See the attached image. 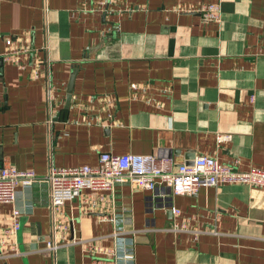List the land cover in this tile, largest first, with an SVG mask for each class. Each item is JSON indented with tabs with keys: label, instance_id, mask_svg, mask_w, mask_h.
<instances>
[{
	"label": "crops",
	"instance_id": "0c3cea01",
	"mask_svg": "<svg viewBox=\"0 0 264 264\" xmlns=\"http://www.w3.org/2000/svg\"><path fill=\"white\" fill-rule=\"evenodd\" d=\"M206 2L219 22L201 19ZM0 151L39 176L100 151L264 169V0H0ZM17 189L0 229L15 204L18 248L0 246V264H106L82 245L115 246L114 233L131 247L118 264H264L259 186L83 189L57 209L55 252L46 184Z\"/></svg>",
	"mask_w": 264,
	"mask_h": 264
},
{
	"label": "built area",
	"instance_id": "2783aa9c",
	"mask_svg": "<svg viewBox=\"0 0 264 264\" xmlns=\"http://www.w3.org/2000/svg\"><path fill=\"white\" fill-rule=\"evenodd\" d=\"M203 21L219 22L221 9L218 2H206L199 9ZM7 58V56H4ZM50 100V88L45 90ZM229 134H218V138H228ZM238 160L232 163L220 162L208 154L197 155L191 164L172 165L166 158L155 154H139L126 152L121 154L100 151L98 162L92 166H59L51 160L47 171L39 176L33 169H18L12 164H0V202L14 203L17 187L31 188L36 183H45L48 192L47 206L51 216V237L46 247L51 251L61 246L64 226L58 219L57 209L68 200H72L83 189L100 194L104 190H112L120 182H130L143 189H154L158 185L168 187L172 193H195L199 186L217 185L219 183H246L264 188V169L249 166L240 169ZM100 197V195H98ZM172 212L178 209L172 207ZM10 224L0 229V246L8 248V252H17L16 233L20 227V210L14 204ZM119 239L117 245L108 247L88 240L83 248L96 260L106 264H118L125 259L131 250L130 242L114 233Z\"/></svg>",
	"mask_w": 264,
	"mask_h": 264
},
{
	"label": "water",
	"instance_id": "95a60500",
	"mask_svg": "<svg viewBox=\"0 0 264 264\" xmlns=\"http://www.w3.org/2000/svg\"><path fill=\"white\" fill-rule=\"evenodd\" d=\"M73 78H74V72H72L70 74L69 80H68V84H67V96H66V104L69 102V97H70V93L72 90V83H73ZM0 160H1V151H0ZM192 162H190L189 164H191Z\"/></svg>",
	"mask_w": 264,
	"mask_h": 264
}]
</instances>
